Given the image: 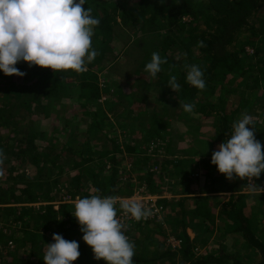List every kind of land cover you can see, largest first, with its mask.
<instances>
[{
	"label": "trees",
	"instance_id": "trees-1",
	"mask_svg": "<svg viewBox=\"0 0 264 264\" xmlns=\"http://www.w3.org/2000/svg\"><path fill=\"white\" fill-rule=\"evenodd\" d=\"M83 7L91 8L93 16L100 20L92 37V47L100 51V56L96 58L97 62L103 61L108 45L113 42L111 37L120 24L119 19L121 27L126 32L130 30L131 36L142 33L146 36L143 37L149 40L158 34L160 43L155 52L166 59L167 63L161 66L162 71L157 76L165 83H168L171 76L176 77L181 88L177 93L170 88L171 91L181 100L189 101L194 105L193 111L198 117L212 121L214 128L220 133L219 144L230 136L233 130L231 125L235 121L242 119L243 115L250 116L251 125L247 127L249 129L253 127L255 138L261 142L264 152V119L262 123L258 121L259 116H264V105L261 103V98L264 96V0H163V2L161 0H86ZM138 41L142 44L141 38ZM200 41L203 42V46L198 43ZM250 50L253 52L251 53ZM192 64L199 65L204 72L206 87L203 90L191 86L186 81L187 67ZM41 69L42 67L37 68L35 65L30 68V75L25 77L23 86L17 87L18 97L26 93L25 88L29 82L34 83L33 81L42 75L44 71ZM2 78L3 76H0V79ZM63 79L62 73L56 72L54 75L50 74L48 79L45 78L42 84L43 87L50 84L64 87L69 92L70 89L67 88L66 83L63 84ZM79 80L81 107L86 106V111L89 109L85 115L91 118L92 122L87 127L81 124L75 127L76 124L70 122L68 127L73 126L71 128L75 133L70 136L68 146L56 144L55 142L58 141H55L54 145L48 148L49 140L43 132H36L30 122L17 119L14 122L8 119L10 120L8 123L10 125L16 123L20 128L25 129L20 135L23 138L21 141L25 142V145L19 146L22 148L20 153L14 148V144L18 145V141L2 140L0 137V153H2L0 182L10 183L9 188L12 187L14 202L16 201L14 195L16 196L19 191L24 199L23 203H46L39 208L22 206L19 208L21 212L19 215L12 211V207L0 208L1 221L4 222L10 217L20 221L19 226L14 227H10L11 223L5 221L9 233L1 238L9 237L8 240L14 241L15 248L11 251L7 249L2 251L0 264H44L46 244L54 242L51 239L53 233L79 243L80 256L72 264H98L91 247L83 241L80 225L72 215L75 211L74 203L62 202L65 196L68 195L71 199L91 195L119 198L132 195L137 184L146 185L147 191L151 194H160L167 185L164 177L173 176L168 170L155 176L149 166H154L157 162L154 157L145 155L148 145L165 138L160 130L144 129L142 137L145 139L135 138L131 141V137L125 136V140L128 141L122 144L117 141V129L113 121L111 123L110 117L102 110L103 105L102 107L98 105L102 93L108 94L110 90L121 87L120 82L106 81V87H103L98 73L90 69L80 72ZM146 83L144 82L143 85ZM13 87L12 84L11 87L4 86L0 91V112L6 107H13L19 101L15 98ZM135 88L128 93L122 92L124 100L129 97L124 105L131 110L132 106L134 108L141 102V97L136 96V91L138 93L140 88L134 91ZM30 93L40 95L34 96L20 114L26 110L30 116L35 112L48 113L50 110L48 107L52 106L44 102V99L49 92ZM39 96L43 99L42 103H37ZM132 99L134 101H131ZM214 110L219 118H211L209 112ZM124 116L125 114L120 115L119 121L123 120ZM133 123H139V120ZM125 129L130 130L129 127ZM0 130H3V126ZM129 132L132 133L131 130ZM77 138L80 139V143L72 147ZM166 143L168 148L169 141L167 140ZM154 148L158 151L160 146L155 143ZM201 148L203 151L199 150L195 156H200L203 167L210 171L211 182L215 183L214 188L207 192L230 194L227 203L222 204L223 196L185 195L172 201L166 198L160 199L158 204L163 207L164 213H167L165 222L175 229V233L172 234H177L181 243L177 247L165 243L168 236H164L163 243L151 236L146 240H136L138 247L134 248V264H264V237L256 234L251 218L252 215L255 218L257 211L264 217V194L243 193L242 189L249 185L247 178L240 179L234 175L229 180L224 174H221L223 177H216L219 173L216 166L211 164V158H205L206 152L203 146ZM64 161H67V166L63 164ZM127 161L133 165L131 171L141 173L137 184L132 180L134 177L131 171L127 170L129 164ZM172 163L173 161L157 164L160 168H164ZM29 167H32L35 173L28 176ZM66 168L73 172L62 176ZM57 169L59 171H56ZM48 172H52L51 175H48ZM261 175L264 176V173ZM172 178L177 182L175 185L181 182L180 184L186 188L190 186L189 183L194 182V177L191 175ZM232 181L234 182L231 183ZM176 190L178 191L175 188L172 192L176 193ZM54 202L59 203L57 208ZM218 205L220 207L215 212ZM258 205L259 209H257ZM120 209L117 199V213ZM161 226L162 224L154 221L140 223L138 229L144 232L152 227L155 235H166L158 230L164 229V226ZM188 227L193 228L196 233L194 238L188 234ZM137 230L129 237L132 243L135 240L133 235ZM209 236L220 239L206 247ZM229 236L240 237L241 239H237V244L241 246V251L249 249L257 252L258 261L247 263L244 255L240 256L237 251L226 249L224 243ZM153 244L155 246H151ZM25 246L28 255L20 257L21 248L25 249ZM246 256L250 258L248 254ZM98 261L99 264H106L103 259Z\"/></svg>",
	"mask_w": 264,
	"mask_h": 264
},
{
	"label": "rangeland",
	"instance_id": "rangeland-1",
	"mask_svg": "<svg viewBox=\"0 0 264 264\" xmlns=\"http://www.w3.org/2000/svg\"><path fill=\"white\" fill-rule=\"evenodd\" d=\"M93 14V11H92ZM119 25L115 28L113 35L111 37V42L106 49V52L104 54L103 61L97 62L96 58L100 56V51L97 49L98 55L96 56V64H94V61L89 63L94 66L86 65V69H90L91 71L98 73L100 83L103 87H106L105 82H120L121 87L114 88L109 91L108 94L102 93V97L99 100V107H102V110L105 112V114L110 117L111 123L113 121L115 128L117 129V141H119L121 144L128 141L125 140L127 136L131 137V141L135 138L142 139V131L145 130H152V128H155L157 130H160L161 135L165 138L158 142H153L150 145H148L145 155L149 157H154L157 163L165 164L167 162L173 161L171 165L168 167L160 168L158 164L154 163V166L151 167L150 170L154 172L155 176L158 174L164 173L166 170H168L169 173H172V175L176 178L181 177H189L190 175L194 177V182L189 183L190 186L184 187V185H181L178 182V185L175 183L176 180H172L173 176L166 175L164 177L165 182L167 183L166 188H164L163 192L160 193L161 196L166 197L167 200L172 201L173 199H180L181 197L188 195L191 196H202L203 193L207 194L208 190L214 188L215 183L211 182L212 177L209 175V169L204 168L201 158L196 157L195 154H198L199 150L201 151L203 146L204 151L206 152V159H210L212 156V153L217 150V146L219 145L218 139H219V131L214 128L212 121L207 120L204 117H198L195 114V111H192L191 113H186L183 111L182 105L187 103H190L189 101L181 100L178 96H175V93H173L170 89V87L167 85L168 83H165L164 80L157 76V78H152L147 72L144 71L145 65L150 62L152 53L157 51L156 47L160 43V38L157 35L153 36L152 39L146 40L142 33L139 35L133 36L130 35V30L127 32L121 27V20L119 19ZM252 22V21H251ZM146 37V36H145ZM142 41L139 42L138 40ZM144 45V46H142ZM252 53L253 51L250 50ZM141 64L143 66H141ZM16 67L21 71L24 72L25 75L23 77L16 76H7L4 75L2 72H0V76H3L2 79H0V91H2V88L4 86L11 87V84L13 89L15 90V98L19 99V103L14 105L13 107H6L5 109L1 110L0 112V129L3 126V130H0V137L2 140L10 139L11 141H18V145L14 144V148L17 149L16 151L20 153V150L22 149L19 146L25 145L24 140L21 141L23 138L20 136L23 131L25 130L24 127H19L16 123L10 125L8 123V119L18 120V121H24V122H30L29 124L31 127L33 126L36 132H43L47 140V147H51L56 144L60 143L61 145H69L70 143L69 138L70 136H73V133H75V130H73L70 126L68 127V124H73L78 127L80 124L83 127H87L92 122V119L85 115L86 106L81 107V99H80V93L81 88L79 87V74L80 72L76 71H64L60 72L62 73L64 79L63 84L66 83L69 87V93L66 88L62 87H56L55 85H49L46 87H43L44 84H42V81L47 78L50 74L54 75L56 71L52 70L51 68H42L41 70L42 75L39 76L37 79H35L34 83H28L26 89V93L22 94V96L18 97V89L17 87L23 86L25 82V77H28L30 75V68L28 63L26 62H19ZM37 68H41L39 66H36ZM85 69V70H86ZM142 70V71H140ZM157 79V80H155ZM27 81V80H26ZM30 81V80H29ZM144 82H147L145 85H143ZM151 82V84H150ZM6 84V85H4ZM150 84V86H149ZM105 85V86H104ZM53 86V87H52ZM36 87V88H35ZM41 87V88H40ZM140 88V90L137 93L136 88ZM150 87V89H149ZM136 91V96L141 97V102L137 105L132 106L129 109L126 105L127 101L129 100V97L124 100L125 97L122 96V92H129L130 90L134 89ZM30 89V90H29ZM149 89V90H148ZM49 92V94L46 96V99H44V102H48L52 107H48V113L41 111V112H35L33 115L30 116V113L26 112L21 113L25 108V106L28 104V102H31L32 98L34 96L40 95L36 94L38 92ZM30 92H34L36 95H32ZM264 95V94H263ZM132 97V96H131ZM261 98V103L264 105V96ZM39 101L37 103H42L43 99L39 96ZM133 98V97H132ZM47 100V101H46ZM131 101H134L132 99ZM231 102V101H229ZM191 104V103H190ZM230 103H228L229 105ZM20 105V106H19ZM41 105V104H40ZM34 112V111H33ZM17 113V114H15ZM19 113V114H18ZM212 117H218V114L216 113V110L213 112H209ZM125 114V118L123 120L119 121V116ZM38 115V116H37ZM16 116V118H15ZM220 116V115H219ZM28 120H26V119ZM38 118V119H37ZM259 123L263 122L264 116L258 117ZM127 120L128 122L124 121ZM139 120V123H133L137 122ZM146 123L143 124L144 121ZM3 122V124H2ZM11 122V123H12ZM106 122V121H105ZM103 122V123H105ZM33 123V124H32ZM133 123V124H132ZM232 126V125H231ZM28 127V126H26ZM126 127H129L132 133H130ZM198 127V128H196ZM145 129V130H144ZM144 133V132H143ZM126 136V137H125ZM209 137L206 138L205 137ZM81 138V137H80ZM167 138V139H166ZM145 139V138H143ZM169 141L168 148L166 141ZM27 143V142H26ZM78 143H80V139L77 138V140L73 143V146H76ZM157 143L158 146H160V149L158 151H155L154 144ZM166 143V144H165ZM124 145V144H123ZM203 151V150H202ZM4 152V150H3ZM158 152V153H155ZM198 152V153H197ZM157 154V155H156ZM127 156V155H126ZM128 158V156H127ZM97 162V161H96ZM183 162L184 164L182 165ZM63 163V162H62ZM98 163V162H97ZM128 169L133 167L129 161H127ZM66 166L68 165L67 161H64ZM192 164V165H190ZM175 165H178L176 167ZM64 166V165H62ZM148 167V168H149ZM56 171H59L58 169ZM131 171V170H130ZM184 171V172H183ZM73 171H71L69 168H66V171L62 173V176H67V174H72ZM35 171L32 167H29L27 169V174L32 175ZM52 172H48V175H51ZM131 174L133 175L134 179L133 182L137 184L138 179L141 177V173H135V171H131ZM180 175V176H178ZM262 176V175H261ZM260 176V177H261ZM216 177H223L221 173H218V176ZM224 180L226 178L224 177ZM192 181V180H191ZM211 182V183H210ZM232 181L231 183H233ZM250 183V181L248 180ZM252 182L258 185L261 188L260 191H256L255 193H252L248 190V186L242 189L243 193H250L251 195L256 194H264V176L261 178H252ZM262 182V183H261ZM170 183V185H168ZM8 181L7 182H0V201L3 203V208H10L12 207V211L16 212L18 215L20 212L19 208L22 206H31L33 204H30L28 202L23 203L24 199L21 196V193L18 191L16 196L14 195L15 202L13 200L12 195V187L9 188ZM172 184V185H171ZM140 187L138 184L135 186L134 190L138 189ZM175 188L178 189L176 193H173L172 191H175ZM133 190V192H134ZM211 193V192H210ZM220 196V193H213L208 194L206 196ZM131 196V195H129ZM129 196H122L121 198H126ZM78 197L75 199H71L68 195L65 196L63 203L68 202H76ZM71 201H68V200ZM43 203V202H42ZM227 201L222 202L223 205H225ZM46 204V203H45ZM55 206L57 208L58 202L55 203ZM221 204V205H222ZM36 208L41 207V205L44 204H35ZM257 206V204H255ZM259 209V205L257 207ZM179 210V209H178ZM169 212L172 211L169 209ZM167 215V213H165ZM260 212H256V215H254L255 218H253L252 215V224L253 229L255 230L256 234L259 237H264V217L259 215ZM2 215V214H1ZM251 216V215H249ZM9 218V216H7ZM14 218V219H13ZM10 217L9 219L3 218L4 222L11 223L10 227L19 226L20 221L17 220L15 217ZM4 225L3 221H1ZM3 225V226H4ZM6 226V225H5ZM164 226L162 229L161 227ZM158 229L159 231L164 232L166 235L161 234L158 235V237H155L154 228L150 227L149 231L142 232L140 229L136 228V232L134 233L133 237L135 240H133L134 248L138 247L136 244V240H146L147 237L151 236L154 237V239L158 240L159 242H164V236H172L175 233V229L170 226V224L166 223L162 225ZM140 227V225L138 226ZM221 228H223V225H221ZM153 233V234H152ZM173 233V234H172ZM221 233H226L225 231H221ZM148 234V235H147ZM152 234V235H151ZM177 235V234H176ZM229 235V234H228ZM227 235V236H228ZM177 237V236H176ZM193 237V236H192ZM214 236H209V242L206 245V247H209L211 245V242L219 241L217 238H213ZM218 237V235H217ZM241 239L238 236H229L227 241H225L224 245L226 249H229L231 251H237V253L246 258L245 262L247 263H255L258 261V255L257 252H254L252 250H243L241 251V246L237 244V239ZM4 239H9V237H4ZM52 239V237H51ZM214 239V240H213ZM223 239V237L221 238ZM53 241V240H52ZM222 241V240H221ZM148 242V241H147ZM165 243H168V240L165 241ZM155 246V244L151 245ZM240 246V247H239ZM21 248L22 253L20 254V257H27L28 254H26L27 250ZM239 250L241 252H239ZM203 251V249L201 250ZM19 254V253H18ZM246 254L250 256L247 257ZM95 261V259H94ZM96 262V261H95ZM97 263L99 264V261L97 260ZM80 264V263H77Z\"/></svg>",
	"mask_w": 264,
	"mask_h": 264
},
{
	"label": "clouds",
	"instance_id": "clouds-1",
	"mask_svg": "<svg viewBox=\"0 0 264 264\" xmlns=\"http://www.w3.org/2000/svg\"><path fill=\"white\" fill-rule=\"evenodd\" d=\"M85 4L86 0H0V72L23 77L25 73L16 67L19 62L56 72L85 71L86 65L98 55L92 47V37L100 24L92 9L83 7ZM198 43L203 46L202 41ZM166 63L159 53L153 52L144 71L156 78ZM186 81L200 90L206 87L204 72L196 64L187 67ZM167 85L175 93L181 88L174 75ZM182 108L191 113L194 105L186 103ZM248 125H251L248 115L233 123L230 136L212 153L211 164L229 180L234 175L247 178L250 181L248 190L255 193L261 192V188L252 178L264 173V152L261 142L255 138V130ZM117 199L100 195L78 197L72 215L96 260L103 259L106 264H134V244L117 218ZM119 207L136 221L153 215L151 208L132 199H121ZM52 240L53 243L46 244L44 264H72L80 256L77 241L66 240L56 233Z\"/></svg>",
	"mask_w": 264,
	"mask_h": 264
},
{
	"label": "built area",
	"instance_id": "built-area-1",
	"mask_svg": "<svg viewBox=\"0 0 264 264\" xmlns=\"http://www.w3.org/2000/svg\"><path fill=\"white\" fill-rule=\"evenodd\" d=\"M162 198H166L161 196L160 194H151L147 191L146 185H142L138 187V189L134 190L133 194L126 198H121L123 200L132 199L137 202L144 204L145 207H149L153 211V215L148 219H142L140 221H136L130 214H125L122 209H120L119 213H117V218L124 225L125 235L130 237L131 233L138 228L140 223L146 224L147 222H159L160 224H166L165 222V213L163 207L158 204L159 200ZM121 199H118L120 201ZM68 201H71L70 199ZM0 220V254L4 249L9 251L14 250L15 243L12 240L2 239L4 235H8L9 231L7 227ZM4 240V241H3ZM168 243H170L173 247H177L180 245L181 241L176 237V235H172L168 238Z\"/></svg>",
	"mask_w": 264,
	"mask_h": 264
},
{
	"label": "crops",
	"instance_id": "crops-1",
	"mask_svg": "<svg viewBox=\"0 0 264 264\" xmlns=\"http://www.w3.org/2000/svg\"><path fill=\"white\" fill-rule=\"evenodd\" d=\"M69 93V92H68ZM197 157H199L200 158V156H197ZM204 195H202V196H206V195H208V194H212V193H207V194H205V193H203ZM216 194V193H215ZM188 196V195H187ZM215 196H217V197H221V196H223V198H222V202H224V201H227L228 199H229V196H230V194H228V193H225V192H221L220 193V196H218V195H215ZM191 197H193V196H191ZM0 203H1V201H0ZM70 203H74V202H70ZM37 205H39L40 203H36ZM41 204H45V203H41ZM3 203L2 204H0V208H3ZM31 206H34V207H36V205L35 204H33V205H31ZM218 207H220L219 205L216 207V210H215V212H217L218 211ZM4 209V208H3ZM218 214V213H217ZM5 223V222H4ZM160 224V223H159ZM6 225V224H5ZM161 225V224H160ZM163 225V224H162ZM157 233H158V231H156ZM187 232H188V234L192 237V238H194L195 237V232H194V230H193V228H191V227H188V229H187ZM155 237H158L157 235H155ZM167 237V236H166Z\"/></svg>",
	"mask_w": 264,
	"mask_h": 264
}]
</instances>
